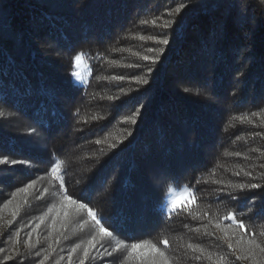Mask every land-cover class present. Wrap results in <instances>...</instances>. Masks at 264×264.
<instances>
[{
    "label": "trees",
    "instance_id": "16d2710c",
    "mask_svg": "<svg viewBox=\"0 0 264 264\" xmlns=\"http://www.w3.org/2000/svg\"><path fill=\"white\" fill-rule=\"evenodd\" d=\"M164 38L167 46L158 42ZM78 52L88 68L83 83L70 75L79 71ZM0 113V160L18 161L0 164V201L11 206V220L39 223L37 194L25 196L35 181L41 201L53 196L67 207L66 190L113 232L86 236L75 221L22 244L29 228H11L16 243L0 236V264H138L115 244L165 237L173 264H264V253L249 255L232 236L237 226L223 220L236 206L229 191L242 204L264 205L259 0H0ZM57 160L62 187L50 172ZM43 176L50 184L39 186ZM229 183L261 187L240 192ZM183 185L197 204L166 213L169 187ZM217 216L227 238L209 223ZM244 223L245 240L254 231L264 246V215ZM85 248L89 259L78 253ZM60 249L70 256L58 260Z\"/></svg>",
    "mask_w": 264,
    "mask_h": 264
},
{
    "label": "snow or ice",
    "instance_id": "6c2138e0",
    "mask_svg": "<svg viewBox=\"0 0 264 264\" xmlns=\"http://www.w3.org/2000/svg\"><path fill=\"white\" fill-rule=\"evenodd\" d=\"M260 3L264 4V0H259ZM142 23H146V21H142ZM153 24H155V21H153ZM165 28L170 27V25L165 24ZM159 43L167 46L169 44V39L164 38L158 41ZM84 56L83 52H78L74 56V61L76 62L77 67H79V64ZM145 60H149V57L145 56ZM156 60H152L151 63H155ZM152 69H149V72H151ZM73 77L83 79L81 76V73L79 71H75L70 74ZM119 79H123V77H120ZM142 83H147V81H142ZM79 110L77 109V112ZM2 115V113H0ZM252 115H256V113H253ZM135 122V121H133ZM241 122L243 123V119H241ZM250 122V121H249ZM35 131L34 129L32 130ZM236 155H239V153H236ZM4 163H11L15 164L18 163V161L15 160H7V158L0 160V164ZM19 163H26L25 161H19ZM63 161L57 160L55 161L51 168L50 172L54 176L55 181L60 185L63 186V179L60 175H58V170L60 169L61 165L63 164ZM264 167V166H262ZM235 175L239 176L240 173L237 172ZM245 175L251 176V172H246ZM35 181L30 183L28 187H31L32 184H34ZM216 183L223 184V181H216ZM228 189H237L240 192L251 189H257L260 188L261 185L259 184H245V183H239V184H233L229 183L226 185ZM225 189L221 188L220 191L223 192ZM168 191L172 193V196L168 198L167 202L164 204V208L167 209L169 212L172 211H180L182 209H191L193 206L197 204V197L194 192H192L188 187L184 186L181 189H172L169 188ZM64 205L67 206L68 211H74L77 214L84 213L86 214L93 226V230L98 229L99 234L103 237H112L113 232L109 230V228L104 227V223H108L107 218L101 217L100 219L97 218V214L93 211V209L89 206L87 203L80 202L76 199H74L72 196L67 194V191L64 190L60 193ZM227 198H230L232 201L235 202V209L227 211L226 215L223 216V220L231 221L233 224L237 226L239 231H232V236L236 239L237 243H246L248 247V254L252 255L254 257L253 249L259 250L260 252L264 253V246H261L260 243H257L256 241V232L250 233V238L245 240V235L247 234V229L244 223L245 217L251 219L252 217H260L261 215H264V205L257 206L255 205V202H252L249 205L242 204L240 202V197L233 195L231 191L227 193ZM68 211H65V215H68ZM195 218L199 219L201 217V213L197 212L193 214ZM204 215H207V213H204ZM240 217L237 219V217ZM104 221L102 223L101 221ZM220 217L217 216L216 221H213L211 217H209V223H215V227L217 229H221L225 233V238H227L228 232L231 231L228 228H223L221 223H219ZM87 223V221H85ZM205 230H207L208 225H205ZM199 231V229H197ZM260 235H264V232H261ZM96 245H93L95 247ZM101 247L103 245L101 244ZM171 247L170 241L167 237L162 238L158 242H152L149 240H143L139 242H133L130 244H125L123 242H117L115 244V251L119 252L121 250H126L127 253V260L132 261L136 260L138 264H173L172 259L169 257L167 250ZM188 248H191L193 251H203V249L199 248L196 245L188 244ZM227 247L230 250H235L234 245L231 240H228ZM105 252H107V255L111 256L113 255L112 252H108L107 249H105ZM37 256H39V253H36ZM83 256L85 259H89V250L87 248L84 249ZM246 258L245 255H239L236 257L238 260H244ZM123 259V257H121ZM196 259H199V257H196ZM80 264H84V260L80 261Z\"/></svg>",
    "mask_w": 264,
    "mask_h": 264
},
{
    "label": "rangeland",
    "instance_id": "374dc122",
    "mask_svg": "<svg viewBox=\"0 0 264 264\" xmlns=\"http://www.w3.org/2000/svg\"><path fill=\"white\" fill-rule=\"evenodd\" d=\"M78 70L81 73V76L83 77V79L76 78V77H75V79L79 83H83L87 79L88 68L86 67V65L84 64V62L82 60H81V62L79 64ZM156 178H157V176L153 177V180H155ZM42 179L44 181L43 180L42 181H38V183H37L39 186H41L43 184H46V182L49 183V181L46 179L45 176H43ZM151 181L152 180H150V182ZM30 183H32V181H30L29 183L26 184L27 186L25 188H27V192L28 193L25 196L28 197V196H32V195L37 194V200L39 202V204H37V207H38V209L41 212V219H39V223L36 224L35 220H33L31 218H27L26 219V223H24V226H21L20 225L21 224V219H23V217L19 218V220L16 221V222L11 220L12 216L10 217L9 214H8V211H11V206L9 204L2 206V202L0 201V236L2 237V242H4L5 245H9L11 243V241L13 240V238H14L13 231L9 230L11 228H18V227H20V228H29V230L26 231L25 236H22L21 239H20L22 244L27 242L28 238L31 239L34 242H43L44 241V237L37 232L38 230H40L42 228L44 230L45 229H47V230L51 229L52 230L53 228L58 226L59 228H63L62 231H64L65 227H63V226H68L72 222L75 223V221L77 222V224L75 223V225L77 227H79L80 230H82L86 236L92 235V236L98 237L97 231L93 230V226H92V223H91L90 220H85L81 216H73L72 212L67 210V207L62 208L61 205L59 206L58 202L56 201V199L53 196H46L41 201V199L39 197L38 190L33 187V186H35L36 183H34L33 186L28 187V185ZM184 186H186V185H183L181 187L171 186L169 188L178 190V189H181ZM0 191H2V190H0ZM171 196H172V193L167 191V194H166V197H165V201H164L163 206H162L163 210L166 213H170V212L167 209L164 208V204L167 202L168 198H170ZM41 197H42V195H41ZM18 199L19 200H24V196L22 195V197H20ZM57 206H59L58 209H56ZM65 211H68V215L67 216L64 214ZM172 212H174V211H172ZM71 218H73V219H71ZM85 221H87V223H85ZM33 225H35V226L34 227H30V226H33ZM35 230H36V233H33V237H31L32 231H35ZM12 243L15 244L16 240H13ZM7 247H12V245L11 246H7ZM83 252H84V249L81 250V252H80V249L78 251V253H80L79 254L80 256H82ZM58 255H59V258H57L58 260H62L63 258H66V257L70 256L69 254L66 253V249H63V251L60 249Z\"/></svg>",
    "mask_w": 264,
    "mask_h": 264
}]
</instances>
